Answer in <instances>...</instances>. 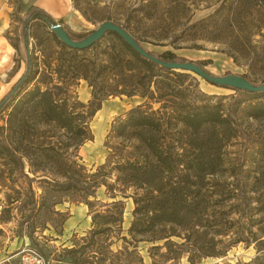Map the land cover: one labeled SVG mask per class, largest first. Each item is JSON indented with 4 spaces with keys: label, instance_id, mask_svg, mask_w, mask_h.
Returning a JSON list of instances; mask_svg holds the SVG:
<instances>
[{
    "label": "rangeland",
    "instance_id": "374dc122",
    "mask_svg": "<svg viewBox=\"0 0 264 264\" xmlns=\"http://www.w3.org/2000/svg\"><path fill=\"white\" fill-rule=\"evenodd\" d=\"M72 1V13L64 21V27L76 40L94 30L102 21L109 19L124 24L131 13L129 30L139 37L147 51L158 54L168 50L186 61L205 62L204 68L209 74H244L254 84L264 83V16L259 18L255 12L249 15L245 10L238 20L228 19L222 23V17L233 13L229 0ZM177 1L179 4L173 3ZM33 2L0 0V31L17 48L13 58L14 67L10 72L14 80L7 86L0 101L25 71L27 64V72L33 78L28 88L38 84L44 89L45 85L52 87L55 84L54 71L59 64L67 66L79 63L86 66L90 61L100 72L94 82L97 99L92 95L93 88L83 79H69V85L54 90L59 97L66 98L67 112L74 118L73 125L81 129L78 133L67 132L57 123L42 121L41 107L26 106L14 110L17 96L5 101L0 111V141L4 138L15 154L22 156L23 170L0 146V264H21L22 258H25L26 264H30L27 254H31V251L40 255L46 264L33 241L48 254L50 264H67L62 249L88 234L91 210L103 209L101 206L110 201H116L118 206L121 195L128 196L122 197L123 225L126 226L130 220L133 208L131 196L136 190L117 181L119 173L115 165L128 160L144 162L148 159V151L131 137L129 129L123 130L118 124L125 119L128 110L142 104L143 100L139 96L122 95L107 96L101 101V94L110 91L116 82L130 88L137 84L141 74L140 71L131 74L114 71V75L109 74L105 78L107 71L103 70L102 64L109 56L101 51L105 44L111 42L109 35L102 37L96 47L69 55L52 36L49 26L40 20H29L25 44L21 35V20L27 17ZM223 2L224 5H221ZM141 5L144 6L141 10H133ZM217 8L218 15L211 22H198ZM112 55L115 62L123 59L117 50H112ZM89 75L93 74L89 72ZM171 77V85L183 80L181 87L188 85L194 93L199 90L212 96L211 102L221 100L223 104H228L230 98L219 97L234 94L233 90L209 84L198 76L192 79L171 74ZM102 79H105L106 86L102 85ZM139 91L148 95L146 87H140ZM161 93L167 94V89H161ZM161 100L164 102L170 97L166 95ZM259 100L264 105V95ZM148 102L151 108L142 105L141 110L156 111L160 106L152 100ZM252 102L255 99H241V106ZM164 110L159 108L161 112ZM248 114L247 109L238 115L239 138L224 147L226 155L236 156L255 144H264V116L255 121L248 119ZM159 136L167 139V132ZM28 178L39 203L32 218L35 227L32 239L27 235L25 220L30 210ZM51 182H70L71 186L64 189ZM106 185L111 187L107 188ZM88 202L91 206L87 205ZM119 244L120 240L115 241L111 248L116 250ZM101 246V243L97 245L98 248ZM140 249L143 254L146 247ZM253 256V247L246 248L240 243L228 252L225 261H248ZM222 262L221 259L205 258L197 264Z\"/></svg>",
    "mask_w": 264,
    "mask_h": 264
},
{
    "label": "trees",
    "instance_id": "16d2710c",
    "mask_svg": "<svg viewBox=\"0 0 264 264\" xmlns=\"http://www.w3.org/2000/svg\"><path fill=\"white\" fill-rule=\"evenodd\" d=\"M229 1L233 13L222 17V23L228 19L238 20L245 10L249 15L255 12L259 18L264 16V0ZM173 3L179 4L178 1ZM143 7L141 5L133 10ZM218 10L198 22H211L217 17ZM130 14L124 24L110 21L125 28L143 47L139 37L129 30ZM29 20H40L47 26L56 24L40 9L31 10L21 20V35L25 44ZM105 35L111 36V42L105 44L101 51L109 56L102 64L103 70L107 71L105 78L109 74L114 75V71L118 74L140 71L141 76L137 78V84L130 88L116 82L110 91L101 94V101L107 96L122 95L139 96L143 100L142 104L127 111L118 127L130 130L131 137L148 151V159L144 162L128 160L115 165L119 173L117 181L136 190L131 196L133 208L127 225H123L122 199L128 196L121 195L118 206L116 201H110L101 206L103 209L91 210V229L88 234L62 249L67 264H197L205 258L223 261L215 264H264V144H255L236 156H228L223 151L228 143L239 138L237 117L243 110L248 109V119L258 121L264 116V105L259 100L264 91L249 92L224 87L233 90L234 94L220 96L219 99L230 98L231 101L228 104H223L221 100L211 102L212 96L199 90L194 93L188 85L181 87L183 80L170 84L171 74L192 79L197 76L161 67L140 56L116 33L107 32L103 37ZM52 36L69 55L92 49L100 41H95L84 50H76L64 45L53 33ZM11 45L17 49L12 41ZM112 50H117L123 59L115 62ZM149 52L163 61H186L168 50L158 54ZM194 63L205 70V62ZM27 70L28 64L0 101V111L9 97L17 96L14 110L26 106L41 107L42 121L57 123L67 132L78 133L81 129L73 125L74 118L67 112L66 98L59 97L54 90L69 85V79H83L93 88L92 95L97 99L94 82L100 72L96 70L95 63L90 61L86 66L79 63L67 66L59 64L54 71L55 84L52 87L45 85L44 89L38 84L28 88L33 78ZM89 72L93 75L90 76ZM241 76L253 83L246 75ZM104 81L102 79L103 84L100 83L106 86ZM140 87H146L148 95L140 94ZM164 88L167 94L161 93ZM166 95L170 100L163 102L161 98ZM241 99H255V102L242 107ZM148 100L160 105L156 111L141 110L142 105L151 108ZM159 108L165 110L161 112ZM164 132H167V139L158 137ZM0 146L23 170L22 156L15 154L4 138ZM27 181L30 210L25 220L27 235L32 239L35 230L32 218L39 203L36 193L31 189V180L28 178ZM69 183L51 182L64 189L71 186ZM87 205L91 206V203ZM112 238L121 242L116 250L111 248L115 243ZM99 243L102 244L101 248L97 247ZM240 243L246 248L252 246L254 256L248 261H225L228 252ZM33 245L42 254L46 264H50V258L43 248L34 241ZM140 247H146L143 254Z\"/></svg>",
    "mask_w": 264,
    "mask_h": 264
},
{
    "label": "water",
    "instance_id": "95a60500",
    "mask_svg": "<svg viewBox=\"0 0 264 264\" xmlns=\"http://www.w3.org/2000/svg\"><path fill=\"white\" fill-rule=\"evenodd\" d=\"M49 30L64 45L76 50H84L90 47L95 41L100 40L107 32H114L119 37H121L133 50L140 54V56L158 64L161 67L193 73L206 82L217 86L232 87L249 92L264 91V83L253 84L241 75L225 74L216 76L207 73L205 70H203V68L192 61L168 62L160 60L156 56L152 55L149 51L145 50L133 38V36L127 30H125V28L110 20L100 22L94 30H92L85 37L78 40L73 39L69 33L59 24L50 25Z\"/></svg>",
    "mask_w": 264,
    "mask_h": 264
},
{
    "label": "crops",
    "instance_id": "0c3cea01",
    "mask_svg": "<svg viewBox=\"0 0 264 264\" xmlns=\"http://www.w3.org/2000/svg\"><path fill=\"white\" fill-rule=\"evenodd\" d=\"M40 9L48 15L56 24L65 29V20L71 15L73 9L72 0H34L31 10ZM66 30V29H65ZM17 50L11 45L10 38L0 31V98L4 95L7 86L14 80L11 70L14 67L13 58Z\"/></svg>",
    "mask_w": 264,
    "mask_h": 264
},
{
    "label": "built area",
    "instance_id": "2783aa9c",
    "mask_svg": "<svg viewBox=\"0 0 264 264\" xmlns=\"http://www.w3.org/2000/svg\"><path fill=\"white\" fill-rule=\"evenodd\" d=\"M30 253L31 254H27L28 260L30 261V264H44V260L40 255H38L34 251H31ZM21 264H26L25 258H22Z\"/></svg>",
    "mask_w": 264,
    "mask_h": 264
}]
</instances>
